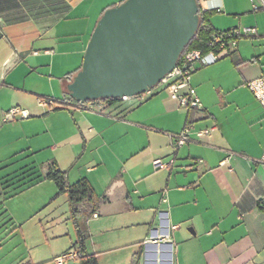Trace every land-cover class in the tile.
<instances>
[{
	"label": "crops",
	"instance_id": "0c3cea01",
	"mask_svg": "<svg viewBox=\"0 0 264 264\" xmlns=\"http://www.w3.org/2000/svg\"><path fill=\"white\" fill-rule=\"evenodd\" d=\"M121 1L0 0V97L14 88L10 76L22 65L45 87L38 90L35 81L28 91L16 89L18 99L0 103V116L6 122L4 114L18 108L20 122L42 118L45 125L36 131L52 134L45 166L20 171L45 175L52 164L70 183L88 180L98 196L97 217L84 216L79 224L87 232L86 252L98 264L112 239L88 243L91 219H98V236L111 227L129 229L127 264H153L161 245L170 250L167 264H264V166L258 162L264 109L245 85L264 76V7L259 0H198L215 31L255 27L254 34L239 35L226 56L192 71L201 111L180 106L162 87L113 101L104 112L74 109L67 84L80 69L96 21ZM239 89L244 98L233 93ZM38 97L51 103L39 105ZM186 124L188 142L174 147L169 134ZM210 126V134H197ZM155 159L173 163L154 168ZM127 216L134 217L118 221Z\"/></svg>",
	"mask_w": 264,
	"mask_h": 264
},
{
	"label": "rangeland",
	"instance_id": "374dc122",
	"mask_svg": "<svg viewBox=\"0 0 264 264\" xmlns=\"http://www.w3.org/2000/svg\"><path fill=\"white\" fill-rule=\"evenodd\" d=\"M0 50H5L3 44H0ZM10 80L14 88L2 93L0 99L3 101L0 103L15 102L20 93L16 89L28 91L32 82L36 81L38 90L45 88L39 84L40 77L30 73L23 65L12 71ZM155 89L161 87L155 86L150 90ZM244 92L239 89L233 93L244 98ZM21 117L23 115L16 114L14 119L5 122L0 116V177L18 173L25 165L33 164L40 169L52 157L48 147L52 143V134L37 132L45 125L44 120L39 118L23 123L20 122ZM46 122L53 124L54 121ZM32 130L37 131L29 133ZM133 217L127 216L118 221H128ZM97 220L91 219L87 223L90 234L88 243L112 239L109 245L112 249L103 253L99 264H127L131 250L130 245L124 242L129 238V229L111 227L104 235L98 236V229L94 228ZM75 240L67 195H57L53 181L43 180L30 187H20L15 193L0 196V264H24L28 261L31 264H53L54 255L74 250L68 248Z\"/></svg>",
	"mask_w": 264,
	"mask_h": 264
},
{
	"label": "water",
	"instance_id": "95a60500",
	"mask_svg": "<svg viewBox=\"0 0 264 264\" xmlns=\"http://www.w3.org/2000/svg\"><path fill=\"white\" fill-rule=\"evenodd\" d=\"M197 0H123L92 30L80 69L67 84L77 102L117 100L155 87L198 26Z\"/></svg>",
	"mask_w": 264,
	"mask_h": 264
},
{
	"label": "built area",
	"instance_id": "2783aa9c",
	"mask_svg": "<svg viewBox=\"0 0 264 264\" xmlns=\"http://www.w3.org/2000/svg\"><path fill=\"white\" fill-rule=\"evenodd\" d=\"M259 1L261 3V6L264 7V0ZM254 33V26H246L240 29L233 28L229 29L226 32L214 31L211 37L212 40L218 44L215 49H211L208 51H202L201 49H190L185 51L179 58L176 66L170 72L165 74L156 86L168 89L171 97L173 99H176L180 106L201 111L203 109L202 102L197 95L195 88L191 85L192 71L198 66L200 67L211 65L218 61L220 58L226 56L229 53V48L235 46L237 37L239 35H251ZM245 85L253 93V95L256 97V99L264 109V76H259L248 80ZM181 89H184V91H181ZM149 91L150 89L144 93H147ZM144 93L135 96H122L117 100H90L84 102L73 101L72 106L74 109L79 110L104 112V109L113 101H126L132 97L140 98L142 97V95H144ZM37 103L39 105H44L47 103H51V99L37 98ZM18 112H21L18 108L10 109L4 114V120L7 121L13 119L14 115ZM190 128V125L186 124L178 133L169 134L171 143L174 147H179L188 142L191 133ZM214 129L215 126H210L199 130L197 134H210ZM258 162L264 166V150ZM172 163V159L168 161L155 159L153 161V167L166 168ZM220 164H224V160H222ZM92 216L97 217V213H93ZM77 256L78 252L76 250L67 251L65 253H62L61 255L56 256L53 259V262L54 264H66L67 260L77 259Z\"/></svg>",
	"mask_w": 264,
	"mask_h": 264
},
{
	"label": "trees",
	"instance_id": "16d2710c",
	"mask_svg": "<svg viewBox=\"0 0 264 264\" xmlns=\"http://www.w3.org/2000/svg\"><path fill=\"white\" fill-rule=\"evenodd\" d=\"M197 2L199 6L198 26L194 35L182 50L179 58L187 50L201 49L202 51H208L215 49L218 45L211 37L215 30L210 24L209 12L201 10L199 1L197 0ZM67 94L69 95L68 90ZM43 179L52 180L57 187L58 194L65 193L67 195L70 217L73 220L76 231V240L70 249H74L78 252L77 260L80 264H98L96 257L86 252L85 239L87 237V232L79 224V221L84 216L94 213L97 208L98 196L94 193L87 179L81 178L74 183H70L65 173L56 169L55 166L51 164L49 171L45 175H41L37 173V171H33V168H29L12 175L6 174L0 177V194L8 195V193H15L16 189L23 186H32ZM83 202L90 204L83 207ZM130 264H135V261H132Z\"/></svg>",
	"mask_w": 264,
	"mask_h": 264
},
{
	"label": "bare ground",
	"instance_id": "6f19581e",
	"mask_svg": "<svg viewBox=\"0 0 264 264\" xmlns=\"http://www.w3.org/2000/svg\"><path fill=\"white\" fill-rule=\"evenodd\" d=\"M169 253H170V250H169L168 246H165V245L157 246L156 250H154V252H153V256L156 255V258H154L153 264H167L166 263L167 260H165V259L167 257H170ZM169 262H170V260H169Z\"/></svg>",
	"mask_w": 264,
	"mask_h": 264
}]
</instances>
